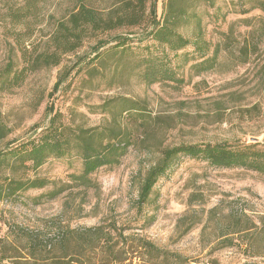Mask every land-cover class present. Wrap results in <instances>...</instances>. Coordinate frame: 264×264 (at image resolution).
Returning <instances> with one entry per match:
<instances>
[{
  "label": "rangeland",
  "instance_id": "374dc122",
  "mask_svg": "<svg viewBox=\"0 0 264 264\" xmlns=\"http://www.w3.org/2000/svg\"><path fill=\"white\" fill-rule=\"evenodd\" d=\"M168 1L148 0L141 25L87 38L60 64L27 72L12 86L2 74L11 58L22 68L21 46L28 56L49 49L57 21L79 3L105 14L122 0H38L19 25L8 11L23 0H0V190L13 179L12 188L45 182L0 195V264H264V173L181 154L140 200L147 172L171 147L243 145L256 137L264 149V12L257 0H184L189 9L178 31L205 49L189 46L178 57L164 56L148 37L150 10L162 20ZM117 37L130 39L118 47ZM99 39L107 43L99 47ZM203 57H214L213 66L192 68ZM163 63L176 80L153 72ZM53 119L63 138L97 128L130 145L83 186L71 176L83 168L76 150L37 168L16 156Z\"/></svg>",
  "mask_w": 264,
  "mask_h": 264
},
{
  "label": "trees",
  "instance_id": "16d2710c",
  "mask_svg": "<svg viewBox=\"0 0 264 264\" xmlns=\"http://www.w3.org/2000/svg\"><path fill=\"white\" fill-rule=\"evenodd\" d=\"M147 2L148 0H122V6L115 7L111 12L105 14L85 3L73 6L65 17L57 21L55 30L51 35L50 44L52 46L50 45L49 49L40 53L35 50L28 56L26 49L23 46L20 47L23 66L16 69V62L11 58L2 74L3 83L9 82L12 86H16L25 79L27 72L35 71L44 65L60 64L64 55L76 52L87 38L96 37L109 30L141 25L147 15ZM256 2V5L264 12V0H257ZM37 3L38 0H23L22 3L8 11V17L13 23L22 24L29 10L36 7ZM188 9L189 6L184 0H169L165 6L162 20L156 19L154 8L150 10L152 29L149 31L148 37H151L159 46L163 47L162 53L164 56L169 57L173 54L178 57L179 52L189 46H194L196 52L204 54V45L199 44L198 39L191 40L178 31L179 22L186 16ZM117 38H119L116 43L118 47L126 44L127 40L130 39L129 37ZM16 40L20 45L18 36ZM139 40L142 41L143 38ZM106 43L101 39L97 42V44H100L99 47ZM95 51H98V47L95 48ZM100 56V53H96L95 60ZM184 56L187 57L188 54L185 53ZM213 60L215 62L214 57H203L201 61H196L191 66L192 68L202 67L201 70H208L213 66L211 65ZM208 63L211 64L207 66ZM163 64L159 69H153V72L166 71L168 78L176 80V73L167 69L165 63ZM149 70H152V67ZM150 72L148 71L147 74H150ZM126 100L131 103L128 99ZM131 104V108L137 109L135 102L132 101ZM107 105L108 103L99 106L105 107ZM54 121L55 119L52 120L43 136L28 141L23 145L24 148L17 149L16 156L22 162H29L30 166L37 168L53 155L62 156L71 150H76L83 158V168L80 173H73L71 176L75 182H79L86 187L92 184V174L98 168L118 163L120 157L125 154L130 145V140L120 139L119 133L107 136L105 130L99 131L97 128L76 133L74 137L65 135L63 138L60 129L55 127ZM0 130H2L1 127ZM4 134L0 133V137L5 136ZM258 144L254 142L233 145L227 142H216L181 144L171 147L165 151L162 160L147 172L141 186L140 200L146 202L149 199L158 178L172 166L174 158L181 154L190 158L204 159L215 167H243L264 173V149L258 148ZM15 150L13 149V151ZM4 155V153H0V160ZM14 181V179L13 181L10 180L0 190V195L7 191L13 190L15 192L17 189L41 188L45 185L42 179L36 178L18 181V187L12 188V182Z\"/></svg>",
  "mask_w": 264,
  "mask_h": 264
},
{
  "label": "water",
  "instance_id": "95a60500",
  "mask_svg": "<svg viewBox=\"0 0 264 264\" xmlns=\"http://www.w3.org/2000/svg\"><path fill=\"white\" fill-rule=\"evenodd\" d=\"M252 140L255 141V142H257V141H259V138L252 137Z\"/></svg>",
  "mask_w": 264,
  "mask_h": 264
}]
</instances>
